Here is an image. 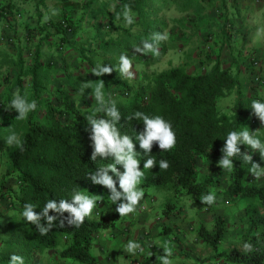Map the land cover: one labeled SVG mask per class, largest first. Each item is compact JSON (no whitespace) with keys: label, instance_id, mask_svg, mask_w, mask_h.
I'll list each match as a JSON object with an SVG mask.
<instances>
[{"label":"trees","instance_id":"trees-1","mask_svg":"<svg viewBox=\"0 0 264 264\" xmlns=\"http://www.w3.org/2000/svg\"><path fill=\"white\" fill-rule=\"evenodd\" d=\"M88 2L90 6L95 0ZM206 10L204 0H104L94 14L97 20L92 26L94 34L90 32L94 35L90 39L95 41L98 50L88 46L77 50L79 61L72 68L63 63L46 66L43 46L46 41L51 44L53 38L45 26L42 27L45 40L38 41V51L32 53L30 63L23 57L9 60V65L16 71L3 72L7 57L0 56V164L5 167L0 179V201H7L5 216L10 214L6 223H0V241L4 242V252L9 254L8 262L13 254L24 260H34L42 258L48 250H54L62 258L80 264H97L91 249L96 234L109 226L97 217L101 216V203L109 197L110 190L92 183L89 177L112 163V158L98 156L96 160L91 159L93 146L88 117L93 114L96 118L108 117L106 112L97 111L101 105L95 100L94 92L91 94L88 88L83 90L81 80L86 85H103L105 105L111 106L114 102L121 113L117 127L122 134L135 138L136 132H143L142 120L129 119L136 112L160 115L171 123L176 134L173 149L160 150L154 142L152 153L145 154L139 148V142H135L136 150L140 152L141 169L143 161L149 157L157 162L152 169L144 170L138 188L144 195L151 194L156 188L172 193L178 203L168 201L166 212L183 210L184 206L178 204L187 198L210 211L213 203L219 204L223 193L228 195L227 204L252 198L264 206V186L249 182L252 173L263 169L255 163L264 167V153L259 154L241 144L238 145L241 154L232 158L234 167L230 171L218 165L221 148L230 131L251 132L252 128L262 129L264 125L251 109L252 102L261 99L258 94L250 95L245 89L248 79L254 88L259 85L253 74L246 77L240 66L236 70L225 67L219 51L206 44L207 52L195 71L178 66L157 73L140 72L141 81L137 86L119 74L122 57L129 60V69L137 64L151 67L160 63L166 52L187 47L191 43V32L198 31L205 25V18L210 17ZM172 12L180 17L167 18ZM170 26L174 28L170 29ZM52 27L61 39L68 31L78 32L62 23ZM175 29L180 32L176 33ZM167 31L168 35L165 34ZM107 33L115 36V41L107 40ZM158 36L165 38L157 39ZM211 38L208 36L206 41ZM146 43L152 47L146 48ZM108 52L111 59L105 60L102 53ZM110 64L117 73L96 74L104 66L112 69ZM17 92L37 104L24 119L16 118L18 111L11 109V100ZM232 95L235 97L231 103L222 104L223 99ZM13 132L23 141L22 148L6 144L7 137ZM247 155H251L252 160ZM160 160H167L169 167L159 168ZM117 167L124 171L122 165ZM114 179L120 190L118 178L114 176ZM77 192L97 200L96 207L82 223L69 225V213L59 216L50 210L49 215H57V218L50 230L42 234L22 215L26 204L34 205V211L40 213L49 200H71ZM209 193L216 197L212 204L202 200ZM214 219L213 227L222 233L225 219L223 216ZM41 223L47 226L43 217ZM253 230L254 224L251 225ZM222 235L208 230L206 223L198 230L202 241L214 249L218 248ZM262 235L260 239L249 236L241 251L218 255H223L229 264H264L263 243H258L264 242V232Z\"/></svg>","mask_w":264,"mask_h":264},{"label":"crops","instance_id":"crops-1","mask_svg":"<svg viewBox=\"0 0 264 264\" xmlns=\"http://www.w3.org/2000/svg\"><path fill=\"white\" fill-rule=\"evenodd\" d=\"M39 1L42 2L41 10H38V0H0V56L7 57L4 59L6 62L3 64V72L16 71L15 67L9 65V60L23 57L30 63L32 53L38 51V41L43 38L45 40V35L40 32L38 34V20H44L42 25L51 19L55 24L60 20L53 19L52 8L57 0ZM88 1H85L83 7L75 5L77 9L61 16L68 18V15H72L83 23L84 15H81L80 9H88L91 13L93 9L98 10L104 0H95L90 6ZM204 4L206 8L212 7L219 11V17L205 18L204 26L218 22L216 31L220 34L212 39L225 67L236 70L240 66V71L246 77L254 71L264 73V0H204ZM48 46L46 41L42 51L44 55L47 54ZM254 57L260 61L257 67L250 65V59ZM249 82L245 83V87L249 86ZM4 172L5 170L0 172V179ZM156 196V192L144 195L135 206V211L126 216H120L116 211L118 204L123 202V197L116 203L108 197L101 203V216H95L108 222L109 226L96 234L91 249L97 264H136L134 254L145 245L148 248L144 249L145 256L140 261L141 264H163L161 257L164 256H167L170 264L208 263V258L204 255L209 250L198 236V230L203 223L214 222L215 219L200 215L197 220H193L185 207L183 210H176V213L164 210V218L154 208L147 207L143 211L141 208L145 206V201L153 200ZM6 205L7 201H0L2 224L10 218V214L5 216ZM178 214L181 221L175 219ZM147 231L151 233V239L148 240L143 234ZM130 241L137 243L139 247L128 251ZM4 247V242L0 241V264H10L7 261L9 254L4 252ZM192 258L195 261H191ZM212 259L213 257L209 260ZM23 261L24 264H80L78 261L62 258L54 250H48L42 258ZM216 261L217 264H229L220 257Z\"/></svg>","mask_w":264,"mask_h":264},{"label":"clouds","instance_id":"clouds-1","mask_svg":"<svg viewBox=\"0 0 264 264\" xmlns=\"http://www.w3.org/2000/svg\"><path fill=\"white\" fill-rule=\"evenodd\" d=\"M127 15V13H126ZM129 23L131 18L129 17ZM165 37L158 36L157 39H164ZM146 48H151L152 45L146 43ZM122 69L127 72L129 69V60L122 57ZM112 69L104 66L97 75L104 73H110ZM103 85L97 86L94 91V97L101 107L98 112H106L107 119L96 118L95 114L90 115V140L92 141L93 152L91 159L96 160L97 157H111L112 163H109L106 167L98 169L94 174H91L89 179L92 183L102 185L110 190L109 198L113 203H116L121 197L123 202L119 203L116 211L120 216H126L129 213L135 211V206L140 202L144 196L142 189L138 188L141 183V179L144 176L145 169H152L157 162L149 157L143 161V169L140 168L141 161L138 159V152L136 150V143L139 142V148L143 150V153H152L153 143L156 142L160 150H171L176 144V134L169 121L160 115L149 116L142 112H136L134 116L129 119L135 118L142 120L144 124L143 132H136L135 138L122 134L117 123L121 120V113L113 102L111 106H107L104 103V94L102 91ZM37 107L36 101H29L25 96L19 92L14 94L11 100V109L18 111L16 118L24 119L28 113L35 110ZM251 109L256 117L264 122V100H254L251 105ZM6 144L9 146L15 145L17 147H23V141L20 137L13 132L6 139ZM247 145L253 150H259L260 153H264V141L254 136L252 132L248 130L230 131L227 134V138L224 140V144L221 148L222 156L218 161L219 167L226 170H231L234 167V160L232 159L237 154H241V148L238 145ZM252 160L251 155H247ZM122 165L124 171H120L117 167ZM159 168L167 169L169 163L167 160H160ZM255 165L258 168L259 164ZM112 173L110 175L109 173ZM259 175V173H257ZM118 178L119 189H117ZM203 202L212 204L215 201V194L209 193L202 198ZM97 200L94 196H90L83 192L75 193L71 200H49L42 211L37 213L34 211L35 206L32 204H26L22 215L28 222L36 225L40 232L46 233L50 230L52 222L57 218V215H49L50 210L63 216L65 212L69 213L68 224L82 223L84 218L92 213V210L96 207ZM42 217L46 219L47 226L41 223ZM63 224V221H61ZM139 245L135 242H129L128 251H134ZM170 254V249H169ZM163 264H170L167 256L161 257ZM10 264H24L23 258L19 255L13 254L10 257Z\"/></svg>","mask_w":264,"mask_h":264},{"label":"rangeland","instance_id":"rangeland-1","mask_svg":"<svg viewBox=\"0 0 264 264\" xmlns=\"http://www.w3.org/2000/svg\"><path fill=\"white\" fill-rule=\"evenodd\" d=\"M85 1L87 0H57L55 2V6L52 8V10H54L53 19L58 20L60 18V20L56 22V25H58L59 23H62V21H65L66 24H68L70 27L78 29V32L76 34H74L72 31H68L65 37L61 39L57 36V34L54 33V27H52V25L55 23L54 21H52V19L50 21H47L44 25H42L44 21L43 19L40 21L38 20V34L40 33L42 34V27L45 26L51 31V36L53 38L52 43L49 44L48 46L49 49L47 50V54L44 55V62H46V66L51 65V64L59 66L61 65V63H63L65 66L72 68V66H74V64L77 61H79L76 59L78 56L77 50H81V48L85 46H88L89 49L96 48V44L94 43L95 41L94 40L91 41L90 39L91 36L94 37L93 35L94 31L92 30L93 29L92 26H94V24L97 22L96 17L94 15L98 12L96 9H93L91 13L87 11L88 9H85V8L80 9V12L82 11L81 15H84L83 23H81V19H78L76 17L73 18L72 15L70 16L68 15V19H65L63 16H61L63 14L69 13V11L71 10L77 9L75 6L77 4L80 7L81 6L83 7V4L85 3ZM41 4L42 2L38 0V10H41L40 9ZM39 12H43V11H39ZM205 13L206 14L209 13L208 16H210V18H213V19L217 18L216 16L219 17V13H217V9H214L212 7L207 8ZM169 17L179 18L180 15L175 12H172L167 16V18ZM217 27H218V22H216L215 25L207 24L206 26H201V28L195 32L190 31L192 38L190 41L191 43L187 47H179V48H176V50H171L169 52H166L162 61L151 67H145V66L137 64L134 68L129 69L127 72H124L122 67H119L123 71V72L120 71L121 73L119 74L124 80H128L129 83L137 86V83L141 81L140 78L143 72L157 73V72L167 70L172 67H178V66H183L188 71H195L201 65L200 60L204 59L205 51H206V49L204 48V44H206L205 46L207 47L209 46L212 49L216 50V44L212 38H215L216 35L220 34L219 32L217 33L216 31ZM173 28H174L173 26H170V29H173ZM169 31H167V33L165 34L168 35ZM210 31H212V33ZM90 32L93 34H91ZM175 32L179 33L180 30L177 29L176 31L175 29ZM107 34H108L107 40L115 41L114 40L115 36L113 37V35L109 33ZM208 36H212L209 42L206 41ZM69 42H70V45H69ZM96 49L98 50V48ZM102 55L104 58H106L105 60L111 59L109 52L102 53ZM110 66L113 67L111 64ZM70 72L72 71L70 70ZM111 72L117 73L114 67L112 68ZM140 72L142 73L139 74ZM251 74H258V76H260L262 80L264 81V73H262V71L260 72L254 71V72H251ZM251 74L248 73V75H251ZM248 81L250 80L248 79ZM81 83H83V90L88 88L91 94L95 91L96 86L93 85V83L86 85V82L84 80H81ZM248 85L249 86L245 87V89L250 95L258 94L257 96L261 100H264V83L262 85H256L257 87L255 88L253 87V84L251 83V81L248 83ZM234 97L235 96L232 95L230 97L223 99L222 104L231 103ZM262 126H263L262 129L252 128L251 132L253 135L255 134L256 137L260 138L261 140L262 139L264 140V125ZM4 170H5V167L1 165L0 172H3ZM257 173H259V175H257ZM224 178H225L224 180L227 182L228 181L227 178L226 177ZM249 182H252L253 184H257L259 187L264 186V168L261 169L260 171L252 173L249 177ZM153 192L158 193V196H156L155 200L147 199L145 201V206L154 208V210L157 213H159L161 217L164 218L166 215L164 209L166 207L167 202L171 201L177 204L178 200L174 199L172 193L167 192L164 188H156L155 190H153ZM227 197L228 195L223 193L220 197L221 199L219 201V204L213 203L211 205V210L208 212L205 211V208L202 204H199L188 198L185 199L184 201L182 200L178 204V206L181 205L185 207L188 213L191 214V216L189 215V217L190 218L192 217L193 220H197L200 217V215L207 217V218H215L216 216H223V218L225 219V226L224 227L222 226L223 228L222 233L216 232V228L213 227L212 225L213 222L206 223V227L208 228V230L215 231V233H217L218 235L223 234L222 235L223 238H221V241L218 244L217 249H214L211 245H208L206 242H203L205 247L206 248L208 247V250H209V252H205V255H204L205 257L208 258L207 264H210L211 262H213L212 264H217L219 262V260L218 262L216 261L217 257H220L222 258L223 261H226V258L223 257V255H220V256L218 255L219 253L224 252L226 254H230V253L236 252V250L237 251L243 250L245 248L243 243L245 242V240L250 239L249 236L251 237L255 235L259 239L262 238L263 236L262 233L264 232V206L260 205V202L252 198H242L238 200V202H235V203L230 202V204H227L225 203V199L226 200L228 199ZM178 217H180V214H178L175 219L179 220ZM179 221H181V219ZM252 224H254L253 231H251ZM244 232L246 233L247 236L244 235ZM145 233H150V232L147 231ZM145 233H143L144 238L146 240L151 239V233L149 234V236L145 235ZM260 242L263 243V248H264V242L258 241V243ZM145 248H148L147 245H145L144 248L141 250L138 249L140 250V253L134 254L135 261L137 262L136 264L138 263L141 264L140 261H142V259L145 256L144 254ZM212 257L213 259L209 260ZM191 261H195V259ZM189 264H199V263L189 262Z\"/></svg>","mask_w":264,"mask_h":264},{"label":"built area","instance_id":"built-area-1","mask_svg":"<svg viewBox=\"0 0 264 264\" xmlns=\"http://www.w3.org/2000/svg\"><path fill=\"white\" fill-rule=\"evenodd\" d=\"M218 12L219 11H217V13ZM62 24L64 25V27L68 28V24H66L65 21H62ZM251 63H252L251 66L257 67L260 64V61L257 58L254 57V58H252ZM253 79H255L256 83L259 84V85H262L264 83V81L262 80V78L260 76H258V74H253ZM141 209L146 211L147 207L146 206H142ZM145 235H147V233H145ZM138 253H140V250H138Z\"/></svg>","mask_w":264,"mask_h":264}]
</instances>
